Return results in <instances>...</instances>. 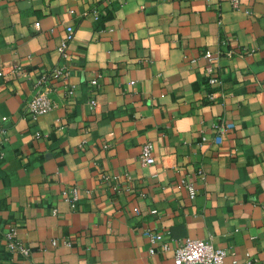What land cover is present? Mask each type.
Returning <instances> with one entry per match:
<instances>
[{
  "label": "crops",
  "instance_id": "0c3cea01",
  "mask_svg": "<svg viewBox=\"0 0 264 264\" xmlns=\"http://www.w3.org/2000/svg\"><path fill=\"white\" fill-rule=\"evenodd\" d=\"M238 2L0 0V227L29 248L0 264H174L172 250L149 254L146 228L171 245L208 239L223 264L264 262V0ZM68 25L75 93L58 87L56 107L30 119L32 82L61 64ZM220 121L233 127L216 144Z\"/></svg>",
  "mask_w": 264,
  "mask_h": 264
},
{
  "label": "built area",
  "instance_id": "2783aa9c",
  "mask_svg": "<svg viewBox=\"0 0 264 264\" xmlns=\"http://www.w3.org/2000/svg\"><path fill=\"white\" fill-rule=\"evenodd\" d=\"M210 2H217L218 0H208ZM232 5L234 8L239 7L238 0H232ZM74 35L73 25H68L65 27V36L61 44L57 47V55L61 60L60 65H55L51 69L47 70L40 76L36 77L31 85V95L25 101L24 112L25 116L30 119H37L38 117L49 113L56 107V101L54 99V93L59 88H62L65 96L71 98L75 93V86L68 82L70 75V66L68 60L70 58L69 51L67 49V43L72 40ZM206 56H210L209 52L205 53ZM220 53H217V56ZM227 56L232 55V51L226 52ZM17 71L25 73L22 69L17 68ZM5 75L3 68H0V77ZM207 83H214L217 81V76L212 67H208L206 70ZM89 87L92 88L96 85V79L93 78L89 80ZM205 98L207 100L213 99L212 93H205ZM98 101L96 96H92L89 99V107L91 110L95 111ZM6 120L5 117L1 121ZM217 129V134L213 138L216 144L222 141L221 133L233 127L232 123H226L220 121L218 123L211 124ZM3 129L0 126V145L3 142ZM37 137H40L39 132H35ZM207 139L202 136L201 141H206ZM0 157L2 153L0 151ZM138 159L143 165H150L154 162V157L152 154V147L150 143H144L140 147L138 154ZM101 178L104 180L109 179V175L106 173L100 174ZM127 181L132 179V175L128 172L123 174ZM178 187L186 188L190 198H194L196 195V188L192 182L186 179H181ZM63 199L67 201L71 208L74 207L75 202L78 200V192L75 188L64 189L62 191ZM144 196V194H142ZM55 211V210H54ZM154 213L155 210H152ZM143 235L147 238L149 243V254H154L156 252H166L169 250L173 251L174 264H223L224 257L226 255V250L224 248L215 247L210 240L200 239V238H185L179 241L175 245H171L170 241L164 236V233L159 230H154L146 228L143 231ZM57 241L52 240V245H56ZM63 245L71 246L69 239L65 238L62 241ZM19 253L22 256H27L29 254L28 246L23 243L17 236V231L14 225H9L6 229L0 227V260L4 255ZM238 264V263H233ZM241 264H264V262L259 261L257 258L246 254L244 261Z\"/></svg>",
  "mask_w": 264,
  "mask_h": 264
}]
</instances>
